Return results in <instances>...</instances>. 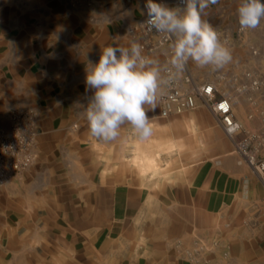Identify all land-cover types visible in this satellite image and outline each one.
Instances as JSON below:
<instances>
[{
    "label": "crops",
    "instance_id": "1",
    "mask_svg": "<svg viewBox=\"0 0 264 264\" xmlns=\"http://www.w3.org/2000/svg\"><path fill=\"white\" fill-rule=\"evenodd\" d=\"M146 3L0 0V127L14 108L40 114L34 164L0 185V264H264V183L205 107L163 118L157 100L151 137L125 124L109 142L81 116L88 62L131 47L125 25ZM239 4L219 0L203 19L233 31ZM249 37L264 46V20ZM230 51L223 70L251 64L243 46ZM246 110L240 96L235 115L252 125ZM135 154L171 167L141 171ZM197 238L218 243L194 262L185 250Z\"/></svg>",
    "mask_w": 264,
    "mask_h": 264
},
{
    "label": "built area",
    "instance_id": "2",
    "mask_svg": "<svg viewBox=\"0 0 264 264\" xmlns=\"http://www.w3.org/2000/svg\"><path fill=\"white\" fill-rule=\"evenodd\" d=\"M131 4L134 0H123ZM147 2V0H144ZM168 7H176L180 0H155ZM146 12L140 19L125 25V33L131 43L142 46V55L148 58L159 57L162 75H167L172 56L173 38L164 33L148 31ZM221 43L230 50L243 46L251 64L238 72L213 70L207 67L193 70L188 64L175 76L173 81L162 86L158 98V114L168 117L201 105L211 114L214 121L230 140L233 150L244 160L247 167L264 183V46L250 39L249 35L261 29H241L239 23L233 31L226 27H214ZM261 46V47H260ZM240 96L247 102L246 119L254 121L246 125L234 112V103ZM40 114L31 107L14 108L6 114V126L0 127V185L6 184L19 172L34 164L36 143L39 134ZM218 241L194 239L192 247L185 250V256L198 262L204 250H212Z\"/></svg>",
    "mask_w": 264,
    "mask_h": 264
},
{
    "label": "clouds",
    "instance_id": "3",
    "mask_svg": "<svg viewBox=\"0 0 264 264\" xmlns=\"http://www.w3.org/2000/svg\"><path fill=\"white\" fill-rule=\"evenodd\" d=\"M218 2L180 0L173 8L147 0L144 8L147 30L173 38L166 76L162 75L159 62L142 55V46L135 42L130 48L107 46L98 62H88L85 83L86 91L92 95L80 108L93 138L113 141L125 124L140 139L151 137L153 128L148 113L155 111L162 86L170 84L189 61L213 70L232 61L230 49L221 43L216 29L203 19L205 10ZM237 15L242 30L256 29L264 20V2L240 0Z\"/></svg>",
    "mask_w": 264,
    "mask_h": 264
},
{
    "label": "rangeland",
    "instance_id": "4",
    "mask_svg": "<svg viewBox=\"0 0 264 264\" xmlns=\"http://www.w3.org/2000/svg\"><path fill=\"white\" fill-rule=\"evenodd\" d=\"M139 13V11H138V9H135L133 12H131V14H132V16H136L137 14ZM189 65L191 66V68H193V70H197V71H201V70H203V69H206V67H199V66H197L195 63H193L192 61H189ZM138 148V146H137V144L134 142V147H133V153H135L136 152V150H138L137 149ZM169 150L170 149H164V155H163V157L165 156H167V154L169 153ZM154 153H158V151H156V152H154ZM135 158H133L132 160H131V162L133 163V164H136L137 166L138 165H140V167H141V171H143L144 169L143 168H151L152 170H159V168L161 169L162 167H164L163 168V173H165L166 172V170H167V168L169 169L170 167H171V163H170V161L169 160H167L166 161V159H163V158H158L156 161H148L147 162V164L148 165H146V163H145V161H141L139 158H138V156H137V154H135ZM142 162V163H141ZM146 166V167H145ZM160 166V167H159ZM153 167V168H152ZM154 167H158V168H154Z\"/></svg>",
    "mask_w": 264,
    "mask_h": 264
}]
</instances>
